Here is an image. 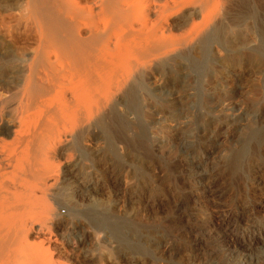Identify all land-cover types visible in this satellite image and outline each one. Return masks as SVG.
<instances>
[{"label": "bare ground", "instance_id": "6f19581e", "mask_svg": "<svg viewBox=\"0 0 264 264\" xmlns=\"http://www.w3.org/2000/svg\"><path fill=\"white\" fill-rule=\"evenodd\" d=\"M211 50L264 82V0H0V264H85L86 229L47 224L69 150L144 143L152 86Z\"/></svg>", "mask_w": 264, "mask_h": 264}, {"label": "rangeland", "instance_id": "374dc122", "mask_svg": "<svg viewBox=\"0 0 264 264\" xmlns=\"http://www.w3.org/2000/svg\"><path fill=\"white\" fill-rule=\"evenodd\" d=\"M211 54L152 86L143 145L69 150L47 224L86 229L85 264H264V82Z\"/></svg>", "mask_w": 264, "mask_h": 264}]
</instances>
